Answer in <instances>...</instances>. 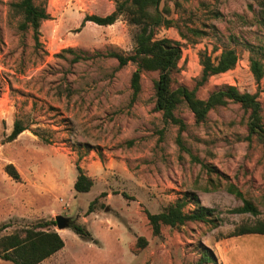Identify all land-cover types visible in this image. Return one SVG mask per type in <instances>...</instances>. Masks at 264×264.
I'll list each match as a JSON object with an SVG mask.
<instances>
[{"label": "rangeland", "instance_id": "obj_1", "mask_svg": "<svg viewBox=\"0 0 264 264\" xmlns=\"http://www.w3.org/2000/svg\"><path fill=\"white\" fill-rule=\"evenodd\" d=\"M14 1L0 0V239L61 214L91 238L50 225L65 245L38 264H220L204 246L231 235L223 264H264V234L236 235L264 223V133L250 131L251 108L227 98L197 121L183 101L182 124L167 122L156 109L159 72L142 70L134 97L137 64L113 55L135 51L140 26L125 14L111 25L84 21L121 0H35L49 14L38 43ZM159 11L170 23L154 26L155 38L182 47L172 85L201 100L227 86L255 95L264 130V76L257 81L251 67L256 59L264 69V0H162ZM231 48L236 65L202 80L203 58ZM16 121L27 129L7 141ZM78 166L93 179L88 192L75 191ZM195 196L212 221L153 232L147 212L180 201L191 213ZM244 199L257 214L236 211ZM2 253L0 264H15Z\"/></svg>", "mask_w": 264, "mask_h": 264}, {"label": "trees", "instance_id": "obj_2", "mask_svg": "<svg viewBox=\"0 0 264 264\" xmlns=\"http://www.w3.org/2000/svg\"><path fill=\"white\" fill-rule=\"evenodd\" d=\"M161 2L162 0H121L118 1L115 11L107 16L87 15L84 18V21H93L98 25H111L115 23L120 15L125 14L130 23L140 26V30L136 34L135 51L130 55L113 54L118 58L120 66H124L129 62L137 64V69L134 71L131 81L134 97L140 90L142 70H157L159 76L155 82L156 109L163 111L165 121L182 124V120L175 115V110L183 101L194 112L196 120L200 121L206 117L211 108L224 103L228 98L251 108L250 131L264 133L259 123L261 105L255 95L241 93L234 86H227L213 91L206 100H201L196 98L195 91L187 86L179 85L174 87L172 85L173 76L177 72L178 62L182 57V47L179 42L170 38H155L154 26L170 23V20L164 19L161 11H159ZM12 6L17 11H20L24 17L23 22L20 24L21 28L23 30L32 28L34 39L38 43L41 23L49 18L46 9L37 5L35 0H17L12 2ZM238 59V53L233 48L223 50L215 61L210 56H205L202 60V80L205 81L211 75L228 71L236 65ZM251 67L257 81H260L264 76L263 65L260 61L253 59ZM25 129L27 127L16 121L12 132L7 136V141L16 139ZM6 167L11 177L20 180L21 175L14 164L9 163ZM77 168L79 175L74 184L75 191H90L94 185L93 179L80 166ZM230 191L234 192L238 197H243L239 190L230 189ZM194 199L199 206L191 213L184 212L183 207L186 202L180 201L168 206L160 213L147 212L153 232L159 234L162 223L174 226L184 224L189 220L212 221L213 209L201 205L196 196ZM89 211L92 212V204ZM236 211L257 214L258 208L250 200L244 199L243 206ZM43 223L35 229H26L23 233L15 232L2 236L0 239V247L3 251L1 258L10 260L15 264H38L61 250L65 245L62 236L55 229L47 228L50 225H55L56 222L50 220ZM70 227L79 236L91 238L90 232L82 223L72 221ZM248 233L264 234V223L260 222L256 228L242 230L236 235ZM139 240L142 241L144 246L148 243L144 237H140ZM204 248L208 255L217 261L213 250L206 245Z\"/></svg>", "mask_w": 264, "mask_h": 264}, {"label": "crops", "instance_id": "obj_3", "mask_svg": "<svg viewBox=\"0 0 264 264\" xmlns=\"http://www.w3.org/2000/svg\"><path fill=\"white\" fill-rule=\"evenodd\" d=\"M231 236H228L223 239H220L219 241H214L213 243L207 244V246L211 248L216 254V258L220 264H223L222 258H221L222 253H225L227 251V247H224V244H226V242L228 241V238H230Z\"/></svg>", "mask_w": 264, "mask_h": 264}, {"label": "water", "instance_id": "obj_4", "mask_svg": "<svg viewBox=\"0 0 264 264\" xmlns=\"http://www.w3.org/2000/svg\"><path fill=\"white\" fill-rule=\"evenodd\" d=\"M56 220V225L58 229H64V228H68L71 226V219L70 217L64 216V215H57L55 217Z\"/></svg>", "mask_w": 264, "mask_h": 264}]
</instances>
